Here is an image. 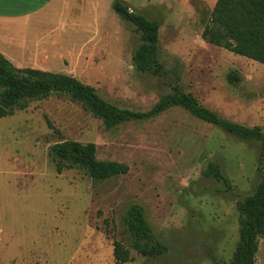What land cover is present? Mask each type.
<instances>
[{"label":"rangeland","instance_id":"1","mask_svg":"<svg viewBox=\"0 0 264 264\" xmlns=\"http://www.w3.org/2000/svg\"><path fill=\"white\" fill-rule=\"evenodd\" d=\"M113 1L84 0L81 32L45 51L42 71L71 76L133 112H147L178 86L218 118L264 134V64L202 38L216 0H120L158 23L161 76L133 69L138 34L114 14ZM66 4L50 12V40L67 37L63 25L77 2ZM36 33L54 50L45 30ZM25 54L14 52V68L36 69ZM231 72L237 82L227 81ZM64 140L94 145L97 160L123 164L127 174L93 183L78 168L56 173L49 150ZM259 153V143L181 108L106 131L67 97L32 101L0 119V264H118L113 242L130 250L125 264H228L238 242L236 205L261 179ZM209 163L219 166L226 184L203 176ZM131 205L142 210L161 255L132 250L122 221ZM254 264H264V236Z\"/></svg>","mask_w":264,"mask_h":264},{"label":"trees","instance_id":"2","mask_svg":"<svg viewBox=\"0 0 264 264\" xmlns=\"http://www.w3.org/2000/svg\"><path fill=\"white\" fill-rule=\"evenodd\" d=\"M111 9L119 20L132 25L138 34V44L131 55L135 72L161 76L162 66L157 58L158 23L129 12L127 5L120 0H114ZM202 38L206 43L235 56L264 64V0H216L202 31ZM238 80L235 72L227 75L229 83ZM52 95L64 96L77 103L85 112L100 120L106 131L129 121L152 120L171 108H181L193 118L218 127L238 140L259 143L261 179L253 193L236 205L238 242L228 264L255 263L258 240L264 236V134L259 127L246 128L218 118L193 97L183 94L178 86H174L171 93L159 97L147 112L120 109L104 100L93 87L71 76L36 69H17L0 55V119L12 116L16 109H26L32 101ZM49 156L56 173L78 168L86 172L93 183H102L128 172L123 164L97 160L92 144L64 140L50 148ZM203 176L226 184L217 164L209 163ZM122 221L132 239L134 252L143 257L159 256L164 252V248L154 242L139 206L131 205ZM113 258L118 264L128 263L131 261L130 250L119 242H113Z\"/></svg>","mask_w":264,"mask_h":264},{"label":"crops","instance_id":"3","mask_svg":"<svg viewBox=\"0 0 264 264\" xmlns=\"http://www.w3.org/2000/svg\"><path fill=\"white\" fill-rule=\"evenodd\" d=\"M76 2V9L69 12L63 25L67 37L50 40V12L60 6L67 10L66 0H0V55L14 67V52H25L28 54L23 57H33L36 61V70L42 71L47 68L46 63L50 56L45 51H57L61 43L67 42L68 36L82 30V17L86 5L84 0ZM88 7H94V4L91 3ZM89 17L93 19V14L90 13ZM38 30L47 32L48 46H56L54 50L42 46L45 40L36 33Z\"/></svg>","mask_w":264,"mask_h":264},{"label":"built area","instance_id":"4","mask_svg":"<svg viewBox=\"0 0 264 264\" xmlns=\"http://www.w3.org/2000/svg\"><path fill=\"white\" fill-rule=\"evenodd\" d=\"M129 12H131V11L129 10Z\"/></svg>","mask_w":264,"mask_h":264}]
</instances>
